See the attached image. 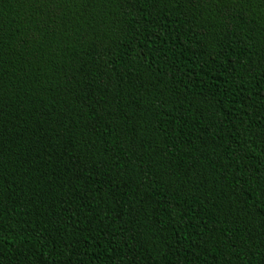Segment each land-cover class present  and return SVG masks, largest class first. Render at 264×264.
Returning a JSON list of instances; mask_svg holds the SVG:
<instances>
[{
  "label": "trees",
  "instance_id": "1",
  "mask_svg": "<svg viewBox=\"0 0 264 264\" xmlns=\"http://www.w3.org/2000/svg\"><path fill=\"white\" fill-rule=\"evenodd\" d=\"M0 264H264V0H0Z\"/></svg>",
  "mask_w": 264,
  "mask_h": 264
}]
</instances>
